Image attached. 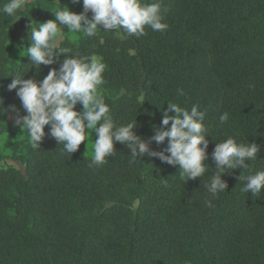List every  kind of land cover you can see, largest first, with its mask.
Listing matches in <instances>:
<instances>
[{
    "label": "trees",
    "instance_id": "trees-1",
    "mask_svg": "<svg viewBox=\"0 0 264 264\" xmlns=\"http://www.w3.org/2000/svg\"><path fill=\"white\" fill-rule=\"evenodd\" d=\"M7 2L0 0V8ZM161 5L163 33L146 27L141 37L123 29L117 36L98 28L89 37L67 29L59 46L102 57L100 91L113 120H137L136 134L146 141L168 102L189 110L198 104L210 134L205 164L214 167L211 153L229 136L258 144L257 160L247 161L246 171L226 173L227 190L212 198L204 188L211 171L184 183L179 165L147 155L132 162L131 149L120 142L107 163L94 167L82 143L72 156L64 152L51 125L33 148L16 113L3 112L15 105L26 115L7 86L14 74L42 80L73 54L39 70L29 56L14 61L17 45L31 46V24L53 19L51 10L62 6L26 0L15 16L0 14V137L10 136L0 144V264H264V190L253 197L241 192L239 180L244 171L264 169V0ZM73 11H83V0ZM76 110L83 111L82 104ZM225 111L229 119L221 124ZM167 143L151 141L150 147L161 151ZM9 160L21 167L6 165Z\"/></svg>",
    "mask_w": 264,
    "mask_h": 264
},
{
    "label": "clouds",
    "instance_id": "clouds-1",
    "mask_svg": "<svg viewBox=\"0 0 264 264\" xmlns=\"http://www.w3.org/2000/svg\"><path fill=\"white\" fill-rule=\"evenodd\" d=\"M61 2V0H60ZM79 3V0H73ZM26 0H8L0 14L15 16L21 11ZM62 4V3H61ZM55 19L38 22V26H30L31 46L21 52V56L31 58V67L37 70L41 65H52L56 57L64 53L66 56L59 69L52 68L42 80L36 77L25 78V74H14V79L8 84L9 90H16L23 110L26 115H20L15 105L3 112L16 113L15 123L27 129L29 143L33 148L41 146L45 136V126L51 125L50 135L63 151L75 153L82 142L88 137L86 132L94 131L96 138L92 144V158L89 167L102 166L107 163V158L115 155V143L120 142L131 149L132 162L141 160L140 157H158L162 162L170 165H179V179L184 183L190 179L205 177L211 171L210 180L205 181L204 188L212 198L218 197L228 188L223 178L230 170L249 169L247 161L257 160L260 146L254 142L238 141L229 136L217 141L211 158L214 167L205 164L209 154L207 152L210 135L205 126L206 113L200 110L198 104H193L189 109L182 108L177 103L168 102V107L163 109L161 124L154 126L155 134L150 140H145L136 134L137 120L117 124L106 104L100 86L104 83L106 65L102 57L95 54L83 55L69 47H60L58 35L67 26L69 33H83L92 37L97 30L115 32L121 36L120 30L127 36L141 37L146 34V27L153 31L163 33L168 25L164 20L161 0H83V11H72L67 5L56 10H51ZM89 12L92 13L89 17ZM101 43L103 40L101 39ZM26 53V54H25ZM177 95L183 96V89H177ZM3 101H0L2 105ZM77 103L82 104L83 111H77ZM175 113L172 115L171 113ZM228 112L219 116V121L224 124L228 121ZM171 122V126L167 127ZM167 138V146L161 150H153L151 141L163 144ZM88 149V143H87ZM244 173L239 177L243 193H251L258 197L264 190V169ZM211 205V200H206Z\"/></svg>",
    "mask_w": 264,
    "mask_h": 264
},
{
    "label": "rangeland",
    "instance_id": "rangeland-1",
    "mask_svg": "<svg viewBox=\"0 0 264 264\" xmlns=\"http://www.w3.org/2000/svg\"><path fill=\"white\" fill-rule=\"evenodd\" d=\"M61 3L63 5H67L72 11L75 9V6L77 4V3H74L73 0H61ZM53 19H55V17ZM66 30H67V26H65L64 30L62 29L61 33L58 35L57 40L59 41V43L63 40V38H64L63 33ZM22 51H23V48L20 45H17L15 50H14V54H13L14 55V61L17 64L22 62V59H23V56H21ZM12 119H13V116L11 115L10 120H12ZM95 136H96V133L94 131L92 133H91V131H88V133H87L88 141L86 139L84 142H82V145L84 146L85 154L89 157H92V144L94 143ZM8 137H10V136H8V135L1 136L0 137V144L4 143V141L6 139H8ZM87 143H88V149H87ZM5 164L6 165H15L19 168L21 167L19 164H17L14 161H11V160L7 161Z\"/></svg>",
    "mask_w": 264,
    "mask_h": 264
}]
</instances>
